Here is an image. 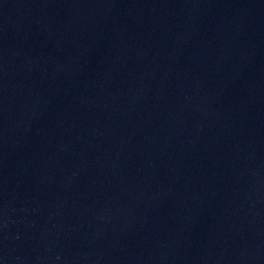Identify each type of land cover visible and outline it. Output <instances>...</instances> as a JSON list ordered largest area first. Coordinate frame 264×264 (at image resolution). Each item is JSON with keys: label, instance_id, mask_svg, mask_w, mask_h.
I'll use <instances>...</instances> for the list:
<instances>
[{"label": "water", "instance_id": "water-1", "mask_svg": "<svg viewBox=\"0 0 264 264\" xmlns=\"http://www.w3.org/2000/svg\"><path fill=\"white\" fill-rule=\"evenodd\" d=\"M0 264H264V0H0Z\"/></svg>", "mask_w": 264, "mask_h": 264}]
</instances>
